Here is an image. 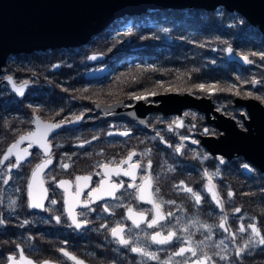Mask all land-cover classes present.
Wrapping results in <instances>:
<instances>
[{"label": "flooded vegetation", "instance_id": "1", "mask_svg": "<svg viewBox=\"0 0 264 264\" xmlns=\"http://www.w3.org/2000/svg\"><path fill=\"white\" fill-rule=\"evenodd\" d=\"M220 6L230 12L235 11L229 10L223 5H218L217 7ZM239 14L245 19L244 22L247 24L244 27L251 26V29L258 28L261 30L258 24L251 23L245 15L241 13ZM244 33L251 34L254 39H260L258 42L264 44V31L261 30L263 37L260 36L261 33L255 31L254 33L250 32L248 28ZM231 48L234 49L235 52L236 49L234 47ZM35 52L37 51L26 54H11L7 58L4 67L8 63H11L10 65H13L14 70L10 69L9 71L11 72L7 73V75L1 79V75L4 72L3 68L2 74L0 75V86L5 84V88L11 90L9 83L5 81V78L11 75L17 83H22L24 81L30 82L27 91L30 87L35 86V81L37 80L36 77L31 76L28 73L29 79L20 81L18 79L20 75L17 76V74H13L12 72L22 69L18 67V65H21L24 62L23 59L18 58L22 55H29L31 58L28 68H33L34 63L36 62L38 63L37 66L39 68H43L41 66L47 63L48 59L39 60V58L35 57ZM14 60L19 62V64L13 62ZM65 63L67 64V61H65ZM68 64L69 66L66 68L70 71V75L73 74L76 76L75 84L86 88L97 85L106 87L105 81L107 79L111 80L112 74L114 73V69L111 68L113 69V72L106 73L101 77L88 79L86 78V74L89 71H94V69L89 70V68L87 72L85 71L84 77L81 78L80 75L82 74L81 72H83L82 69H87L91 64L89 63L88 67H84L78 64H72L70 60ZM97 65H100L101 67L107 66L103 64V61L95 62L93 66ZM249 65L251 64H246V66ZM259 65L264 69L263 64L259 63ZM55 66H57V69L55 70L57 71L60 66L57 64ZM73 67H78L79 70L72 72ZM54 68H51V71H53ZM39 71L41 73V70ZM29 72L34 74L39 73L37 72V69ZM62 76L63 75H57V78H59L58 80L62 79ZM43 78L45 77L43 76ZM67 84L68 83L65 85ZM256 86L259 85L256 84ZM12 92V95L19 97L14 91ZM34 94L36 95V93ZM38 94L39 96L37 98L31 99L29 97V100L26 101L18 99L0 100V117L2 123L9 119H16L20 122V126L17 127L18 132L14 135V139L12 141L10 140L9 143L7 142L8 144L6 143V145L0 150V158H2L7 147L12 144L19 135L35 130L36 126L34 123L29 124L25 123L28 122V120L24 121L26 116L28 117L30 113H32V107L41 106L42 109L45 108L46 110H50V107H53L54 109H64L61 115L53 117H46L42 114L33 113L32 120L35 116H39L44 121L53 120V122L62 119L73 120L76 116H82V119L74 123H66L62 128L57 129L49 136L52 145L51 152L53 164L46 168L40 177L44 180V187L48 188V200L44 201L45 207L48 211L28 207L27 184L30 180L32 169L37 163H40L42 159L46 158L42 150L36 147L30 149L33 155L29 157L21 167L14 168L11 171H8L7 166L9 162H14V157L10 158V161H6L3 165H0V219L5 221L4 224H0V264H8L7 257L9 255H16L18 259L20 249H23L25 256L35 261L36 264H42V262L46 260L50 261L51 264H74V261L58 251L60 248H64L69 253L81 258L88 264H163L164 261H169L170 256L171 260L169 261V264H177V262H181L185 259V257L172 256V252L180 246L179 241L174 242L172 245L164 246L152 244L145 238V233L147 232L151 234L153 231L160 229H148L146 224H142L140 229H136L131 221L127 219L126 213L128 206L133 207L135 211H145L149 218L152 215V213L148 211L151 209V205L137 201L135 199V190L127 188V184L132 182L129 177H112L113 181L123 180L125 184V187L116 193L119 199L105 197L103 200H98L91 204V208L94 209V211H88L85 216H78V219L80 220L87 219L89 221V223L81 229H76L74 226H70L71 221L66 215L65 205L63 203L65 197L64 190L63 188L56 187V184L52 179L53 177H55L56 181H73L70 191L74 192L75 176L92 174V186L95 187L96 182H98L104 175V170L100 165L110 164L111 166H115L116 162L124 159L130 151L134 150L138 155L133 158V162L140 160L142 164L146 165L147 160L151 159L152 168L150 169V172L154 178V187H159L160 189L158 198H161L164 201H175L174 205L166 203L164 205V210H171L174 212L175 216L179 218L180 223L176 224L175 219L171 220V224L164 222V230L166 231L167 227L175 226L178 234L181 237H186L188 233H183L180 229L189 221L196 220L198 223L190 226L189 231L192 233V240L198 242L201 241L202 227H200V225L205 224L202 220L207 221L206 212H202V204L206 203L207 209L209 201L216 205L205 189L207 178L205 177L201 179V177L204 176V172L207 171L210 174L218 173L213 176V183L216 185L217 181H221L222 184L225 181V178L229 179V177L242 178L241 182L243 184L246 181H250V176H252L254 172L264 174L253 164H250L253 169L252 173H246L243 170L246 159L241 155L236 154L234 157L228 158L225 155L219 153L214 154L208 150V148L201 143V136L213 135L219 137L222 132L218 135L210 134L208 132L205 133V129L219 128H217L215 122H209L205 113L200 110H198L199 117L196 118V121H191V119L184 114V111L190 110V108L184 109L182 112L183 117L181 118L183 126L180 127L176 123L180 120L179 114H165L163 111H149L146 109L147 105H158L160 103V100H154L153 96L147 100H142L144 101L143 106L146 109L144 115L124 116L121 114L116 115V109L119 111L125 110L127 107H132L138 102L137 100L126 96L127 93L124 97L117 100L97 102L90 105L91 109L89 111L85 110L86 103L81 101L80 98L72 99L68 97L66 93H60V96L55 97L54 100H44L43 97L40 98V96H45L46 92H43V94L39 92ZM220 96L226 97L227 95ZM215 98H212L214 109L230 116L225 112V109L228 108L226 100H223L222 98L217 99V96ZM115 104L118 105L112 110L99 109L101 108L100 105L104 106L102 108H106V106ZM234 107L231 108L234 110L246 111V113L240 114L243 121V116H248L246 108L236 104ZM200 116H203L206 123L209 125L203 126L205 124L202 123ZM212 117H215V115L212 114ZM233 118L237 121L236 117ZM172 120H175V122L173 125H170L169 122ZM176 128L179 130H176ZM200 128L203 129L202 133H200ZM126 130L129 131L130 135L121 136L120 133ZM157 133H159V135H157ZM182 136H186L188 139L182 140ZM5 139L6 136L2 138V140ZM193 139L197 140L198 143L193 144L191 142ZM6 140L8 141L9 139ZM181 145V151L177 153L175 149L177 146ZM27 146L28 141H25L20 145V148H26ZM146 150H149V154L147 156L142 155ZM197 152L201 153L196 155ZM211 156H218L220 159H223L224 162H216L211 159ZM238 156H241L242 160H239ZM62 163H68L70 167L68 169H63L60 167ZM124 167L126 168L127 165H124ZM96 173H100V175H96ZM225 173L227 174L225 175ZM143 174V171L138 172L136 180L137 184L140 183L139 177ZM9 177V182L4 184L3 180ZM181 181L201 194L203 197L201 204L197 205L191 198L190 194L183 191L181 187H177L180 185ZM231 184L237 185L238 181L234 180L233 183H231L229 179L226 182L227 186ZM217 189L219 190L217 191L219 192L221 199H223L224 194L221 191L220 185ZM52 199L57 200V204L52 205L50 203V200ZM81 199H84V197H81ZM11 201H16V203L13 205L11 204ZM105 205L109 206V212L103 211ZM223 205L225 209V211L222 209L224 211V217H245L247 215L246 212H226L227 207L225 204ZM211 209H213V206ZM76 211L79 213L86 210L77 208ZM55 216L61 217L59 223L55 220ZM211 217L212 219L210 222L214 221L215 223L214 216L211 215ZM25 221H27V223H25ZM238 222L240 227L243 222ZM117 223H121L125 226L126 237L130 236L135 243L147 247L149 251L156 252L159 256V260H149L139 254L132 253L128 247L118 244L109 231V229L115 227ZM250 223H256L257 227L260 228L259 222H249L247 225ZM101 225H107L108 227L104 228L101 227ZM211 226H216V223L211 224ZM233 226V221L227 220L226 227H228L229 231L225 232L223 229H218L216 227L213 233L216 235V231H219L221 233L220 235H226L229 242L236 246V249L234 250L236 251L238 245L243 246L248 240L250 236L249 233L251 234V229H248L247 232H240ZM129 229L131 230L130 232ZM233 233H235V238H233ZM221 240H224V237L217 239L214 236L213 243L210 246L211 252L208 253L212 256L215 264H222L223 260H226V262L228 260V255L224 254L220 249ZM16 245H20V249H17ZM197 246L198 248L203 249V245ZM219 250H221V252ZM221 256L226 257V259H221ZM234 258H236V260L240 258L236 257V252ZM192 259L195 258L193 257Z\"/></svg>", "mask_w": 264, "mask_h": 264}, {"label": "water", "instance_id": "2", "mask_svg": "<svg viewBox=\"0 0 264 264\" xmlns=\"http://www.w3.org/2000/svg\"><path fill=\"white\" fill-rule=\"evenodd\" d=\"M218 5L245 15L251 23L258 24L264 31V0H0V75L8 56L12 53L78 47L87 44L116 19L125 16L141 15L149 9H214ZM228 58L247 64L241 56L234 53V49L232 53H228ZM105 68L89 71L86 78L103 76L110 69L109 66ZM56 69L57 66L54 70ZM5 81L16 93L7 77ZM13 81L17 85L21 84L14 78ZM29 85L30 82L24 92ZM153 99L160 100V103L147 105V110L179 114V121L183 117L184 109L204 112L207 120L215 122L222 133L219 137L202 135L201 143L214 154L219 153L228 158L236 154L243 156L246 159L245 164L249 165L248 169L243 167V170L248 174L253 171L250 164L264 173V105L259 100L253 97L234 98L235 104L245 107L248 112V116H243L245 128H242L236 119L214 109L210 96L170 91L159 93L153 96ZM143 104L144 101L139 100L134 106L127 107L128 109H116L115 114L144 115L146 109ZM117 105L106 108L100 105L99 109L112 110ZM212 114L215 117H212ZM84 264L88 263L84 261Z\"/></svg>", "mask_w": 264, "mask_h": 264}, {"label": "snow or ice", "instance_id": "3", "mask_svg": "<svg viewBox=\"0 0 264 264\" xmlns=\"http://www.w3.org/2000/svg\"><path fill=\"white\" fill-rule=\"evenodd\" d=\"M128 34V33H126ZM228 53H232L233 49L228 47L226 49ZM252 56L260 55L261 59H264V52L259 54L253 52ZM241 58L247 64H252L253 61L249 59L248 55H242ZM90 59L95 60L96 56L90 57ZM7 80L12 83L13 89L20 96L24 95L25 87L28 84V81H24L21 84L17 85L11 76L7 77ZM160 87H163L161 82H157ZM251 83L256 85L259 81L252 80ZM194 87L198 90L207 92L212 94L216 91H232L236 89L237 86L235 84L228 85L225 87H218L216 84H196ZM171 91L172 89H167ZM190 91V90H189ZM236 95H241L240 91L237 90L235 92ZM157 92L155 91H146L144 93H130L129 98L139 100H147L149 96H155ZM246 96L252 97L253 94L248 92L245 94ZM253 98L257 100H261L264 102V97L254 96ZM35 111V110H34ZM59 115V113H57ZM82 119V116H76L73 120L62 119L57 122H53V120L44 121L39 116H35V118L31 121L35 124L34 131H28L24 134L18 136V138L10 144L7 149L4 151L2 158H0V165H3L6 161H10V158L14 157V162H9L8 171H11L14 168H19L21 165L33 155L30 151L33 147H36L43 151L46 158L42 159L40 163H37L35 167L31 171V177L27 184V196H28V207L33 209H42L44 211H48L45 207L44 201L48 200V188L44 187V180L41 179V175L44 173V170L53 164L52 152H51V142L49 140L50 134H53L57 129L62 128L66 123H74ZM178 126L182 127L183 122H176ZM205 133L208 132V129L204 130ZM111 135V133H110ZM121 136H129V131H123L120 133ZM159 135V133H157ZM95 139V137H94ZM163 139V138H161ZM182 140H187L188 137L182 136ZM28 141V146L26 148H20V145ZM193 144H197V140L191 141ZM82 146V145H81ZM182 145L177 146L175 151L179 153L181 151ZM149 154V150H146L142 155L147 156ZM138 154L136 151H130L127 156L116 162L115 166H111L110 164H102L100 167L104 170L103 177L96 182L95 187L92 186V174L88 175H77L75 176V191H70V188L73 184L71 180H59L56 181L55 177H53V182L56 184V187L63 188L65 197L63 203L65 205V212L68 219L71 221L70 226H74L76 229H81L85 225L89 223L87 219L80 220L78 216H85L88 211H94L91 208V204L95 203L98 200H103L105 197H111L113 199H119L116 193L125 187L124 181H113L112 177H129L131 179V183L127 184V188H131L135 190V199L139 202H143L151 205L150 211L152 213L149 218L145 211H135L133 207H127V219L131 221L132 225L136 229H140L142 224H146L148 229H160L155 230L151 234L145 233V238L148 239L152 244L158 246L164 245H172L174 242L179 241L180 246L172 252V256L185 257V259L181 262H177V264H215V261L212 259L207 252H204L203 249L198 248L197 245H203L204 240L194 242L192 240V233H190L189 228L192 225L198 223L196 220H191L186 223L180 231L183 233H188L186 237H181L178 234L175 226L167 227L165 231V223L168 222L171 224V220L175 219L176 224L180 223L178 217L175 216V213L171 210L165 211L164 205L167 204H175L174 200L164 201L161 198H158V194L160 192L159 187H154V178L151 175L150 169L152 168L151 159L147 160L146 165L142 164L140 160H136L133 162V158ZM206 158V157H205ZM223 163V159L220 160ZM124 165H127L125 168ZM63 169H68L70 165L68 163H62L60 165ZM245 169L249 168V165L245 164L243 166ZM143 171L144 174L140 175V183L137 184V175L138 172ZM218 173H208L204 172V176L207 178V184L205 185L206 191L210 194L211 199L216 203L218 207L223 209V200L220 197L219 192L217 191V185L213 183V176ZM96 175H100V173H96ZM9 178L3 180L4 184L9 182ZM177 187H181L183 191L190 194L191 198L195 201L197 205L202 203L203 197L200 193L195 191L192 187L187 186L183 181L180 182V185ZM87 190V191H85ZM234 193L229 190L227 192V196L229 198L233 197ZM84 197V199H81ZM16 201H11V204H15ZM52 205L57 204V200H50ZM81 208L86 211L77 212L76 209ZM110 208L108 205H105L103 208L104 212H109ZM235 212L239 213L241 211L240 208H235ZM55 220L57 223L61 221L60 216H55ZM5 221L0 219V224H4ZM27 223V221H25ZM227 224V217H222L221 222L218 227L223 229L225 232L229 231ZM101 227L107 228V225H101ZM200 227H203L207 230L208 236L205 237V240L211 239L212 234V226L207 224H202ZM248 229H251V235L248 240L244 243L243 247H238L236 250V257H240L241 254L245 251L246 248L254 246L256 244L264 245V234H262L261 229L257 227L256 223H250L246 227L241 224L239 227L240 232H247ZM110 234L113 238L116 239V242L124 247H128L132 253H136L141 255L142 257H146L149 260H159V256L154 251H149L147 247L140 246L138 243H135L134 240L129 236H125V226L121 223H117L115 227H111L109 229ZM131 230L129 229V232ZM233 238H235V233L232 234ZM223 244V240L220 241ZM17 249H20V245H16ZM226 247V246H225ZM58 251L63 253L64 256L68 257L70 260L74 261V264H84L83 260L78 259L76 256L69 253L64 248H60ZM195 259H192V258ZM221 259H226V257L221 256ZM171 260V256L169 257V261ZM169 261H164L163 264H169ZM8 264H36L35 261L29 259L25 256L23 249L19 251V258L17 259L16 255H9L7 257ZM42 264H51L50 261H43Z\"/></svg>", "mask_w": 264, "mask_h": 264}, {"label": "trees", "instance_id": "4", "mask_svg": "<svg viewBox=\"0 0 264 264\" xmlns=\"http://www.w3.org/2000/svg\"><path fill=\"white\" fill-rule=\"evenodd\" d=\"M150 10L141 15H135L133 20L135 22L131 23L127 29L131 32L128 36L129 38H132V42L127 39L128 43L120 45L119 55L121 57L115 61V64L112 67L114 71L116 69H127L126 71L137 72L139 68L181 71L184 69L189 70L188 68L191 67L197 68L198 66L196 65L200 64L205 72H207L206 70H212V72H215L214 79H210V77L200 73L202 74L200 80L206 79V83L218 81L232 85L236 84L232 78L233 76L241 78L245 74L243 73L244 69H242V66L238 62L231 61L227 58L225 54L226 48L230 46L237 50L250 48L251 50L258 52V49H263L264 47V44L254 40L251 34L244 33L249 27L243 26V24H245V19L241 17L239 12H230L222 6L217 7L213 11H208V9L204 8L194 9V7L182 8L180 9V12H173V10H171L164 13L163 11H155L156 9ZM196 11H198V13H196ZM148 12L151 13L147 14ZM117 27H107L106 29H112L110 35H112L113 38L119 37L122 39L124 34H126V31H122V28L117 29ZM101 33L94 37H99ZM260 36L263 37V34L261 33ZM146 37H149L152 40V43L146 44L140 42L141 38ZM262 51L264 52V49ZM18 58L23 59L24 62L21 65L24 68H28L29 61L31 60L29 55H22ZM113 59L114 58H105L102 61L103 64L109 65V62ZM45 64L43 66H45ZM198 69H193L190 76H195V71ZM146 74V71H143L140 74V76H142L136 81L137 87L142 86L148 81L149 77L146 76ZM156 76L158 75L156 74ZM189 89L194 88L190 86L188 90ZM8 99L17 100L18 98L16 95H12L9 96ZM0 100L2 99L0 98ZM234 109L233 111H236ZM235 115L242 120L240 114L235 113ZM226 174L227 173H225V175ZM229 179L225 178V181L222 184L221 181H217L218 187L220 185L221 191L224 194L222 200L226 207L228 206V210L230 208L229 206L233 207L231 208L232 212L235 208H240V212H246L247 215L245 217L230 216L227 220L233 221V227L237 228V230H239L238 221L243 222L244 226H246L249 221L259 222L262 234H264V214L260 215V213L256 211L259 206L248 205L249 202H252V199L249 200V197L251 196L244 195V190L240 187L242 186L244 189L246 185V190L251 192V182L246 181L242 184V182L239 181L241 184L239 186L238 184L227 186L226 182ZM230 181L233 183L234 179L232 178ZM254 187H256L258 191V186H253L252 191H256ZM229 190L234 193L231 198L227 196ZM238 193L242 194L249 202L239 200ZM257 197L258 196L255 195L254 203L257 201ZM208 205L207 209V204H202V212H206L207 214V221L202 220V222L207 225L216 223V226H212L211 239L208 240H205V237L209 234L207 230L202 227L201 240H204V252H211L210 246L213 243L214 236L217 239L224 237L220 249L224 254L228 255V260L227 262L226 260H223L222 264H236V262H238L237 264H264V245L256 244L246 248L241 254L242 257L240 256L237 260L233 257V254L236 252L234 251L236 246L229 242L226 235H220L221 233L219 231H216V235L213 233L216 227L220 229L218 225L221 222V218L224 217V211L217 205L210 203V201ZM212 206L213 209H211ZM211 215L214 216L215 223L214 221L210 222L212 219ZM249 235L251 234L249 233ZM238 247L243 246L238 245ZM221 250L219 251L221 252Z\"/></svg>", "mask_w": 264, "mask_h": 264}, {"label": "rangeland", "instance_id": "5", "mask_svg": "<svg viewBox=\"0 0 264 264\" xmlns=\"http://www.w3.org/2000/svg\"><path fill=\"white\" fill-rule=\"evenodd\" d=\"M215 8L214 9H208V11L209 10L213 11V10H215ZM180 9H182V8L156 9L155 11H163L165 13V12L173 10V12H177V11L180 12ZM194 9H200V8L194 7ZM150 13L151 12H148L147 14H150ZM196 13H198V11H196ZM134 17H135V15L125 16L124 18L116 19L114 22H112L108 26L109 28H111L113 26H116V27L118 26L117 29L122 28V31H124V32L126 31V33H128V34H124L122 39H120L119 37L113 38V36L110 35L112 29H110V30L106 29L103 31V33L100 34L99 37H97V38L92 37L87 44H84V45H81L78 47H69V48H64V49L63 48L47 49L44 51L35 52L36 53L35 57L39 58V60L48 59V62L45 64V66H41L43 68H39L37 66V64H38L37 62L34 63L33 68H24L21 65H18L19 62L14 60L13 62L18 63L17 64L18 67L22 68V69L17 70V71L16 70L12 71L13 74H17V76L20 75L18 78L20 81H24L25 79H29L28 73H29V75L37 78V80L35 81V86L30 87V89L28 91L26 90L24 92L23 96L19 95V97H17L18 100L26 101V100H29V97L31 99L37 98L39 96V94H38L39 92H41L42 94H43V92L44 93L46 92L45 96H40V98L43 97L44 100H51V99L54 100L55 97L60 96V93H66L68 95V97H70L72 99L80 98L81 101L86 103L85 110L89 111L91 109L90 105H93L97 102H108V101L117 100L119 98L124 97L126 93H127L126 96L129 97L130 93L140 94V93H144L146 91H155V92H157V94H159V93L170 92L167 89H172L171 91L180 92V93L189 92V93L194 94L196 96H210L212 98L213 97L215 98L217 96V99L222 98L223 100H226L227 105H228V108L225 109V112L230 116L236 117L235 113L241 114V113H246V111L245 110L233 111V109L231 107H234V105H235V103L233 101V99L235 97L249 98V96L245 95L248 92H251L253 94L252 97H254V96L264 97V93H263L264 92V69L261 68L259 65V63L263 64V67H264V59H261L260 55H256V56L251 55V53H253V52L259 54V53L263 52L262 51L263 49H258L259 51L256 52V51L251 50L250 48L249 49L246 48L243 50L242 49H238V50L236 49L234 53L239 55V56L248 55L249 59H251L253 61V63L251 65L246 66L245 64H242L237 60L230 59L231 61L238 62L242 66V69H244L243 73L245 74L241 78L234 77V76L232 77L236 83L235 85L237 86V88L233 89L232 91H216L212 94H209L207 92L196 89L194 87V85L201 84V83L206 84V85L207 84H216V85H218V87H225V88L228 86V84L226 82L222 83V82L217 81V82H212V83H206L207 82L206 79L200 80V77L202 76V74H200V73L205 74L206 76L210 77V79L211 78L214 79V73H215V72H212V70H206L207 72H205V70H203V67H201L200 64L196 65V66H198L197 68L191 67V68H188L189 70L184 69L181 71L157 70L154 68H139L137 70V72H135V71L130 72V71H126L127 69H116L114 71V73L112 74V79L111 80L107 79L105 81L106 87L101 86V85L100 86L97 85V86L86 88V87H81V86L75 84L76 76L73 74L70 75V71L68 70V68H66L69 66V64H68L69 60L71 61L72 64H78V65L84 66V67H88L89 63L91 64V66L88 67L87 69H82L83 72H81L82 73L80 75L81 78L84 77L85 71L87 72V70L89 68H90L89 70L94 69V71L101 69V68L106 69L105 67H108V66H103V67H101L100 65L93 66L95 64V62L102 61L105 58H114L111 62H109L110 69L106 73L113 72V69H111V68L115 64V61L121 57L119 55L120 45L128 43L127 39H129V41L132 42V38H129V36H128L131 32L128 31L127 29L129 28L131 23L135 22V21H133ZM245 25H247V24H243V26H245ZM248 27H249L248 30L250 32L254 33V31H255L257 33H261V30H259L258 28L257 29H251L252 28L251 26H248ZM253 39H254V37H253ZM254 40L260 41V39H254ZM140 42L148 44V43H152V40L149 37H146V38H141ZM65 49H69V50H65ZM226 53H227V51H225V54ZM24 54H26V53H24ZM92 56H96V59L95 60L90 59V57H92ZM226 56L228 58V55H226ZM65 61H67V64L65 63ZM56 64L59 65L60 68L57 71H55V70L51 71V68L56 67L55 66ZM105 65H108V64H105ZM3 68H4V72L1 75V79H3L7 75V73L11 72V71H9L10 69L14 70L13 65L11 66L9 63H8V65H6ZM34 69H37V72H39V73L34 74V73L29 72V71L34 70ZM193 69H198L197 71H195L196 75L190 76V74H192V72H193ZM39 70H41V73ZM76 70H79V68L78 67L72 68V72H75ZM143 71L147 72L146 76H148L149 79L147 82H145V84H143L140 87H137L136 81L138 78H140L142 76V75L140 76V74ZM26 72H28V73H26ZM156 74L158 76H156ZM57 75H63L62 76L63 78L58 80L59 78H57ZM43 76L45 78H43ZM252 80L259 81V83H257V85H259V86L253 85L251 83ZM157 82H161L163 84V87H160ZM66 83H68V84L65 85ZM190 86L194 89H189L190 90L189 91L188 88ZM11 90L10 89L7 90L5 88V84L0 86V98L2 100L8 99L9 96H12L13 92ZM129 90H134V91H129ZM237 90L240 91L241 95L235 94V92ZM34 93H36V95ZM220 95H227V96L221 97ZM150 97L151 96H149L148 98H150ZM259 101L262 102L261 100H259ZM262 103L264 104V102H262ZM43 109L41 106L32 107L31 108L32 113H30V115L28 117L26 116V118L24 119V121L28 120V122H25V123H29V124L32 123L31 121H32V114L33 113H38L40 115L42 114V115H45L46 117H53V116H58L57 113H59V115H61L64 111V109H62V108L54 109L53 107L52 108L50 107V110H52V111L46 110L45 108H43ZM198 113H199V111L195 110V109H190V110L184 111L185 116L190 118L191 121H196V118L199 117ZM201 120H202V123L205 124L203 126L209 125L206 123L205 118H203V116L201 117ZM237 121H238V124L240 127L245 128L241 119L237 118ZM174 122H175V120H172L171 122H169V124L173 125ZM19 126H20L19 120L17 121L16 119H9V120H6L4 123H2V120L0 117V150L6 145L7 142L9 143L10 140L12 141L14 139V135L18 132L17 127H19ZM9 129L11 130V132ZM176 130H179V129L176 128ZM202 132H203V129L200 128V133H202ZM208 133L218 135L221 133V131L219 129L208 128ZM5 136H6V139H9L8 141L6 139L2 140V138H4ZM200 153L201 152H197L196 155H198ZM211 159L215 160L216 162H219L221 160L218 156H211ZM238 159L242 160V157L238 156ZM203 178H205V176L201 177V179H203ZM229 178L232 179L231 177H229ZM233 179L238 181V186L241 185L239 183V181H242V178L235 177ZM250 182H251V184H250L251 192H248L246 190V188H245V187H247L246 185H245L244 189L242 188V186H240V187L242 190H244V195L251 196V197H249V200L252 199V202H249L248 199L244 198L243 195L240 193H238L239 200L249 202L248 205L259 206V208H257L256 211L259 212L260 215H262V214H264V175L254 172V174L252 176H250ZM253 186H258V191H257L256 187H254L256 189V191H252ZM217 187H218V185H217ZM255 195L258 197H257V201L254 203ZM229 207H230L229 210L226 209V212H232L231 208H233V207L232 206H229ZM223 210L225 211L224 207H223ZM249 222H254V221H249ZM249 222H247V223H249ZM260 229H261V227H260ZM261 232H262V229H261ZM233 257H235V254H233ZM237 263L238 262H236V264Z\"/></svg>", "mask_w": 264, "mask_h": 264}, {"label": "bare ground", "instance_id": "6", "mask_svg": "<svg viewBox=\"0 0 264 264\" xmlns=\"http://www.w3.org/2000/svg\"><path fill=\"white\" fill-rule=\"evenodd\" d=\"M227 55H228V53H227Z\"/></svg>", "mask_w": 264, "mask_h": 264}]
</instances>
